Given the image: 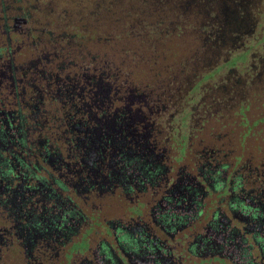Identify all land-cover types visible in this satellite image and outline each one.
Masks as SVG:
<instances>
[{"label": "flooded vegetation", "instance_id": "obj_1", "mask_svg": "<svg viewBox=\"0 0 264 264\" xmlns=\"http://www.w3.org/2000/svg\"><path fill=\"white\" fill-rule=\"evenodd\" d=\"M51 1L0 0V264H264V0L196 75Z\"/></svg>", "mask_w": 264, "mask_h": 264}, {"label": "trees", "instance_id": "obj_2", "mask_svg": "<svg viewBox=\"0 0 264 264\" xmlns=\"http://www.w3.org/2000/svg\"><path fill=\"white\" fill-rule=\"evenodd\" d=\"M62 1L57 10L65 28L95 29L101 43L120 47V59L142 63L152 75L158 66L198 74L215 60L217 45L232 44L245 31L254 4V0ZM173 70L167 74L183 75Z\"/></svg>", "mask_w": 264, "mask_h": 264}]
</instances>
